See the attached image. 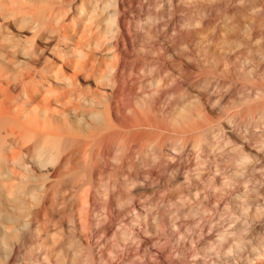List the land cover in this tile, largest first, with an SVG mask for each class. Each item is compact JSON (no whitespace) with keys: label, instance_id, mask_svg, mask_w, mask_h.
<instances>
[{"label":"rangeland","instance_id":"374dc122","mask_svg":"<svg viewBox=\"0 0 264 264\" xmlns=\"http://www.w3.org/2000/svg\"><path fill=\"white\" fill-rule=\"evenodd\" d=\"M0 264H264V0H0Z\"/></svg>","mask_w":264,"mask_h":264}]
</instances>
